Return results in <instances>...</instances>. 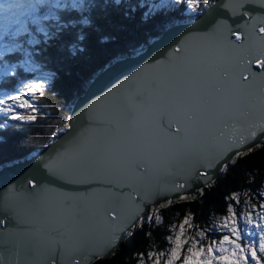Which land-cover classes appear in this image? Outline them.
I'll return each instance as SVG.
<instances>
[{"label":"water","instance_id":"1","mask_svg":"<svg viewBox=\"0 0 264 264\" xmlns=\"http://www.w3.org/2000/svg\"><path fill=\"white\" fill-rule=\"evenodd\" d=\"M261 27L264 0H213L193 20L169 26L143 51L100 71L74 101L70 128L30 157L0 168V264H47L46 245L55 238L77 248L57 264H92L114 252L139 223L127 227L114 248L105 246L110 228L212 183L237 151L236 129L264 119V68L255 63L264 59ZM224 69L230 73L226 81L220 79ZM242 76L250 87H240ZM152 81L160 89L150 88ZM189 99L197 101L193 138L200 150L154 175L153 164L177 151L175 129L184 127H167L169 113ZM262 140L258 136L239 151ZM32 238L38 251L27 256L18 242Z\"/></svg>","mask_w":264,"mask_h":264},{"label":"trees","instance_id":"2","mask_svg":"<svg viewBox=\"0 0 264 264\" xmlns=\"http://www.w3.org/2000/svg\"><path fill=\"white\" fill-rule=\"evenodd\" d=\"M151 1L91 0L96 7L85 15L93 25L85 27L86 38L78 44L82 50L74 53L70 44L73 36L59 39L53 36L45 41L43 33L36 31V25L28 26L30 34L22 33L14 39L4 36L18 47L0 58L3 65H16L15 70L0 79V88L13 92L36 75L45 76L47 82L34 95L33 105L24 118L0 115V168L30 157L65 130L74 101L105 67L143 51L166 28L193 20L213 2L193 0L196 10L188 14L187 0L166 2L163 8L151 6ZM30 2L24 0L18 4ZM153 3L157 2L153 0ZM153 8L157 10L153 12ZM12 13L17 19L6 23L12 24L14 29L17 25L13 22L24 21L27 13L23 7ZM48 23L51 22H45ZM31 39L40 43L31 44ZM21 63H26V67L20 66ZM32 107L37 111H31ZM29 116L35 119H28ZM242 153L201 190L152 208L143 223L132 228L114 252L92 264H141V261L154 264L157 257L159 264H166L170 250L175 247L176 234L180 233V225L186 218L189 222L184 224L181 235V240L186 242L173 264H180L193 239L197 248L205 249L209 243L216 244L226 235L233 239L230 230H222V221L228 215L238 217V231L242 232L240 219L256 210H264V139L251 151ZM201 232L204 236H200Z\"/></svg>","mask_w":264,"mask_h":264},{"label":"snow or ice","instance_id":"3","mask_svg":"<svg viewBox=\"0 0 264 264\" xmlns=\"http://www.w3.org/2000/svg\"><path fill=\"white\" fill-rule=\"evenodd\" d=\"M189 5L192 7H196V4L193 3V0H187ZM9 8L13 7L12 5H8ZM14 7L21 8L23 7L25 12L27 13V17L22 22H13L17 26L13 29L12 24H5L3 35L11 36L13 39L16 36L21 35L22 33H29V25H36V31L43 33L45 41L49 40L53 36L56 38H63L64 36H73L74 40L70 41L72 46L73 53L75 51H79L78 44L86 38L85 27L93 25V21L89 18L85 13L90 12L91 9L96 7L91 3V0H31L30 3L26 5H15ZM165 5L162 3L157 6V8H163ZM238 8H242L243 4H238ZM157 8H153V12L157 10ZM79 13V16H77ZM146 16L150 15V13H145ZM45 22H51L47 25ZM260 33H264V27L259 28ZM30 34V33H29ZM237 40L241 39V32L237 31L234 33ZM214 35V34H213ZM261 47L259 50L260 56H264V37H261ZM31 44H39L40 41L36 39L29 40ZM18 45L15 44H4L5 51H12ZM238 49H243V45H236ZM180 49H176V52H179ZM250 54V53H249ZM3 55V53H0ZM243 59V55L240 57ZM245 64H251V60H244ZM255 63L259 64L261 68H264V59H257ZM220 79L228 80L230 79V73L227 69H224L220 73ZM248 79L247 76H242L240 81H238L240 87H250L246 82ZM45 87L43 83H34L27 86V90L29 92H35L36 90H42ZM152 89H160L161 85L159 81H152L149 85ZM217 93H222L223 89H216ZM260 97L261 102L264 104V83L261 84L260 89ZM12 101L22 102L20 103L21 107L29 104L28 100H25L23 95L13 96L10 98ZM139 100L140 97L138 96ZM0 103H4V101H0ZM143 101H141V104ZM197 101L195 99H189L186 103L175 109L173 112L169 113V123L167 127L171 128L173 122L178 124H183L184 127H177L175 129V134H180L183 132V136L175 135L173 139L177 143V151L172 154V156L159 163L153 164L152 172L153 174H157L161 168L171 167L178 164L181 160L194 156L200 150L198 143L193 138V130L196 122L198 120L196 105ZM5 112L14 111L10 106L5 107L3 109ZM31 111L35 112L37 109L32 107ZM14 119L16 117H13ZM24 118V117H19ZM28 119H35L34 116L27 117ZM71 124H66L65 128H70ZM235 128V125H233ZM223 135V133H221ZM260 139H264V119L261 120L259 124H251L248 128L241 131L240 129H236V131L232 135V140L234 142V147L237 148V151L234 152L233 157H229L234 162L235 159L239 158L243 153L239 151V148L245 144H250L253 141H256L257 137ZM251 151V148H249ZM140 166V162L135 164V167L138 169ZM226 163L222 165V167L226 168ZM48 167H52L49 165ZM147 173L141 174L146 175ZM205 176L207 173L204 174ZM141 178V177H138ZM180 188H183L184 185H180ZM25 198H32L31 194H25ZM106 215H110L115 218L117 216V212L115 210L107 211ZM151 220V217H149ZM157 220H159V216L157 214ZM143 223V218L141 217L139 220L136 219V215L130 216L127 219V222L124 225L110 228L109 229V238L106 241L107 248H114L118 245L121 239V233H124L127 227L132 226L133 223ZM189 219L186 218L184 224H187ZM227 222V218H226ZM235 217L231 218V233L235 236V239L231 240V244L234 245L227 255L223 254L225 249L222 247L224 242H229L230 237L224 236L223 241L220 242V252L222 254L213 256V245L209 243L207 248L204 247L197 248V242L195 239L192 240L191 246L187 248V254L183 257V264H212V260L215 259L218 262H225V264H248L249 255L246 253H250V258L252 264H259L257 257V249L251 245L247 247H242L240 243L237 241L241 237V233L238 231L236 226ZM254 223V221H253ZM184 224L180 225V233L176 234V239L174 241L175 247L170 250L169 258L166 264H173V261L179 259L182 245L186 241L181 240V235L183 234ZM261 227V242L259 244V251L264 253V226ZM200 236H204V233L201 232ZM0 243H3L0 240ZM15 243V242H14ZM20 251L23 252L27 256H33L38 251V243L35 238L19 241ZM77 251V248L71 245L66 241H62L59 238L50 239L46 245V253L48 256L47 264H57V260H63V258L71 252ZM201 254H204L205 259H200ZM70 264H81V260L70 259ZM141 264H144L141 261ZM154 264H159V258L154 261Z\"/></svg>","mask_w":264,"mask_h":264},{"label":"rangeland","instance_id":"4","mask_svg":"<svg viewBox=\"0 0 264 264\" xmlns=\"http://www.w3.org/2000/svg\"><path fill=\"white\" fill-rule=\"evenodd\" d=\"M23 1L24 0H0V53L6 54L7 52H10V51H5L4 44H6V43L7 44H15L14 41H12V40L8 41L5 39L2 31L4 30L5 24H7L6 22H8L7 20H9V19L16 20L17 19L13 16L12 11L17 9V7H14L15 5H17L18 3L23 2ZM155 1L157 3H153V0L151 1V6L157 7L158 5H160L162 3L163 4L166 2L171 3V2H175L176 0H155ZM8 5H12L14 8L13 7L9 8ZM186 8H187L186 10H187L188 14H192L196 10V8L189 5L188 2L186 3ZM1 57H2V55H0V58ZM20 66L26 67V63H21ZM15 68H16L15 64L3 65L0 63V79L3 76L11 73L13 70H15ZM46 82H47V80H46L45 76L36 75L32 79L22 82L21 85L17 86L13 92L5 91V90H2L0 88V101H4V103H0V115L6 116L8 118L24 117L27 114V112L29 111L31 104L33 105L32 102L34 101V95L38 91V90H36L35 92H29L27 90V86L34 84V83L45 84ZM20 95H23L24 99L29 101L28 105L21 107L20 103H22V102H16V101H12L10 99L13 96H20ZM9 106L12 109H14V111H9V112L3 111V109L5 107H9ZM153 208H155V207H153ZM150 212H151V210L149 211L148 215L150 214ZM232 217H235L236 222H237L236 226H239L238 217L235 214H233V215L230 214L226 217L227 222H226V218L222 221V230H230L231 231V218ZM240 221L242 223V225H241L242 226V232H240L241 237L237 242L240 243L242 247H247L249 245L255 247L257 249V257H258L259 264H263L264 263V253H261L259 251V244L261 242V231H262V229L259 226H264V210H262V211L256 210L254 212V214L247 215V217L241 218ZM253 221H254V223H253ZM237 229H238V227H237ZM233 239H235V236L233 237ZM233 239L230 238L229 242H224L222 247L225 249V252L223 254L227 255L229 253V251L231 250V248L234 246L231 244V240H233ZM221 241H223V240H221ZM220 242L213 244V256L222 254L220 252V246H221ZM246 255H249L248 264H252V261L250 258V253H246ZM200 259H202V260L205 259L204 254H201ZM180 264H183V259L181 260ZM212 264H225V262H218L215 259H213Z\"/></svg>","mask_w":264,"mask_h":264},{"label":"bare ground","instance_id":"5","mask_svg":"<svg viewBox=\"0 0 264 264\" xmlns=\"http://www.w3.org/2000/svg\"><path fill=\"white\" fill-rule=\"evenodd\" d=\"M171 60L173 61V58H171ZM168 63H171L169 60L167 61ZM173 63H176L175 61H173ZM164 64H166V63H164Z\"/></svg>","mask_w":264,"mask_h":264}]
</instances>
